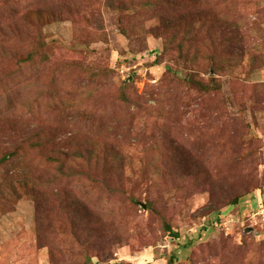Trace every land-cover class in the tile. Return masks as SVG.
<instances>
[{"label": "rangeland", "instance_id": "1", "mask_svg": "<svg viewBox=\"0 0 264 264\" xmlns=\"http://www.w3.org/2000/svg\"><path fill=\"white\" fill-rule=\"evenodd\" d=\"M0 264H264V0H0Z\"/></svg>", "mask_w": 264, "mask_h": 264}, {"label": "trees", "instance_id": "2", "mask_svg": "<svg viewBox=\"0 0 264 264\" xmlns=\"http://www.w3.org/2000/svg\"><path fill=\"white\" fill-rule=\"evenodd\" d=\"M188 80H189V81H193L192 78H188ZM10 156H11L10 153H7V154L4 155V157H3L1 160H2V161L7 160ZM168 229H171V227L168 226ZM171 232L174 233V234H176V236H178V233H176L175 231L172 230ZM172 261H173V259L171 258V259L169 260V262H172Z\"/></svg>", "mask_w": 264, "mask_h": 264}, {"label": "water", "instance_id": "3", "mask_svg": "<svg viewBox=\"0 0 264 264\" xmlns=\"http://www.w3.org/2000/svg\"><path fill=\"white\" fill-rule=\"evenodd\" d=\"M247 231H249V229Z\"/></svg>", "mask_w": 264, "mask_h": 264}]
</instances>
